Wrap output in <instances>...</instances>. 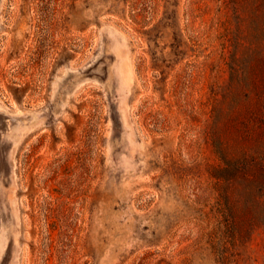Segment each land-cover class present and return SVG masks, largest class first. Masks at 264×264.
Here are the masks:
<instances>
[{
  "label": "rangeland",
  "instance_id": "1",
  "mask_svg": "<svg viewBox=\"0 0 264 264\" xmlns=\"http://www.w3.org/2000/svg\"><path fill=\"white\" fill-rule=\"evenodd\" d=\"M105 263L264 264V0H0V264Z\"/></svg>",
  "mask_w": 264,
  "mask_h": 264
},
{
  "label": "bare ground",
  "instance_id": "2",
  "mask_svg": "<svg viewBox=\"0 0 264 264\" xmlns=\"http://www.w3.org/2000/svg\"><path fill=\"white\" fill-rule=\"evenodd\" d=\"M33 30H34V28H33ZM32 33H33V31H31ZM24 226V225H23ZM27 233H29V232H27ZM98 243V242H97ZM97 248L99 249V246H97ZM101 250V249H100ZM102 251V250H101ZM115 251V250H114ZM117 254V253H116ZM114 259V258H113ZM112 259V260H113ZM106 264V263H105Z\"/></svg>",
  "mask_w": 264,
  "mask_h": 264
}]
</instances>
